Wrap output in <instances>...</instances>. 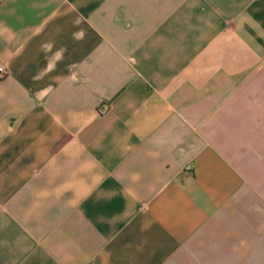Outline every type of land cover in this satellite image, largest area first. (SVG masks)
Returning a JSON list of instances; mask_svg holds the SVG:
<instances>
[{"label": "crops", "instance_id": "obj_1", "mask_svg": "<svg viewBox=\"0 0 264 264\" xmlns=\"http://www.w3.org/2000/svg\"><path fill=\"white\" fill-rule=\"evenodd\" d=\"M0 64V264H264V0H0Z\"/></svg>", "mask_w": 264, "mask_h": 264}, {"label": "built area", "instance_id": "obj_2", "mask_svg": "<svg viewBox=\"0 0 264 264\" xmlns=\"http://www.w3.org/2000/svg\"><path fill=\"white\" fill-rule=\"evenodd\" d=\"M5 72V68L3 65L0 64V74L4 73ZM108 110V107H102L101 108V112L104 113Z\"/></svg>", "mask_w": 264, "mask_h": 264}]
</instances>
